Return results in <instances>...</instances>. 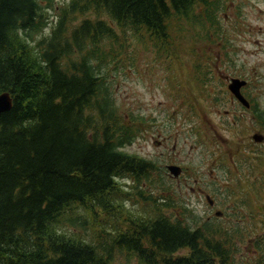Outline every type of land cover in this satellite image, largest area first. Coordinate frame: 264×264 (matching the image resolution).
<instances>
[{
  "label": "trees",
  "instance_id": "obj_1",
  "mask_svg": "<svg viewBox=\"0 0 264 264\" xmlns=\"http://www.w3.org/2000/svg\"><path fill=\"white\" fill-rule=\"evenodd\" d=\"M220 3L0 0V94L12 98L0 113V264H228L215 224L169 216L168 199L150 201L142 188L152 216L126 208L117 180L142 176L146 188L160 169L124 152L139 122H124L109 78L131 39L173 60L174 25Z\"/></svg>",
  "mask_w": 264,
  "mask_h": 264
},
{
  "label": "rangeland",
  "instance_id": "obj_2",
  "mask_svg": "<svg viewBox=\"0 0 264 264\" xmlns=\"http://www.w3.org/2000/svg\"><path fill=\"white\" fill-rule=\"evenodd\" d=\"M211 10L206 15L197 8L193 23L174 25L173 60L158 59L147 42L124 44L123 66L109 76L124 122H139L124 152L155 162L160 171H152L146 188L142 176L117 181L129 194L128 210L152 216L137 197L142 188L150 201L168 199L161 201L167 215L194 227L210 221L228 233L237 248L228 264H264V139H252L264 138V0H222ZM57 12H49V29ZM225 78L245 81L249 109L229 93ZM166 165L182 168L179 180L165 174ZM206 194L219 203L222 220L211 214Z\"/></svg>",
  "mask_w": 264,
  "mask_h": 264
},
{
  "label": "water",
  "instance_id": "obj_3",
  "mask_svg": "<svg viewBox=\"0 0 264 264\" xmlns=\"http://www.w3.org/2000/svg\"><path fill=\"white\" fill-rule=\"evenodd\" d=\"M245 82L239 79H232L229 85V90L234 94V96L246 107H248V103L243 99L239 94L240 87L244 86ZM12 107V99L7 93L0 94V113L8 112ZM253 139L257 142H261L263 137L255 135ZM168 170L177 177L180 173V169L178 167L170 166Z\"/></svg>",
  "mask_w": 264,
  "mask_h": 264
},
{
  "label": "flooded vegetation",
  "instance_id": "obj_4",
  "mask_svg": "<svg viewBox=\"0 0 264 264\" xmlns=\"http://www.w3.org/2000/svg\"><path fill=\"white\" fill-rule=\"evenodd\" d=\"M208 196H209L208 194L205 195V200H206V203H207L208 207L211 209V214L212 213L214 214V218L216 220H222L224 218V214H222L221 216H218L219 213H215V211L218 209L217 207L219 206L218 205L219 203L215 199H213L211 196H209L210 200L206 199ZM208 218L210 219L211 216H208ZM207 222H210V221H207ZM218 230H219V228H218ZM219 234L221 236V240L222 241L225 240L227 245L231 247V249H232L231 251L237 249V248H232V245H231L232 237L228 233L223 234L219 230ZM229 260H230V258H229Z\"/></svg>",
  "mask_w": 264,
  "mask_h": 264
},
{
  "label": "bare ground",
  "instance_id": "obj_5",
  "mask_svg": "<svg viewBox=\"0 0 264 264\" xmlns=\"http://www.w3.org/2000/svg\"><path fill=\"white\" fill-rule=\"evenodd\" d=\"M9 94V93H8ZM11 95V94H10Z\"/></svg>",
  "mask_w": 264,
  "mask_h": 264
}]
</instances>
